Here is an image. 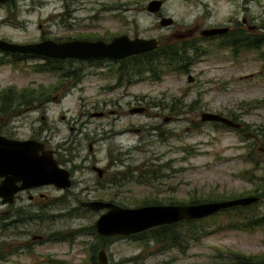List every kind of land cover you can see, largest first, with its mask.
Masks as SVG:
<instances>
[{
	"label": "rangeland",
	"instance_id": "374dc122",
	"mask_svg": "<svg viewBox=\"0 0 264 264\" xmlns=\"http://www.w3.org/2000/svg\"><path fill=\"white\" fill-rule=\"evenodd\" d=\"M147 1L93 0L74 13L87 18L89 24L74 29L48 21L49 15L62 10L56 0L0 6V38L11 42L38 41L42 30L44 38L54 41L77 31L107 30L146 38L160 35L165 43H178L181 40L174 33L190 22L198 25L191 37L205 50L187 71L169 70L157 81L147 78L121 85L112 73L119 62L107 61L101 66L62 62L60 71H37L33 65L42 59L12 63L0 51V92L16 91L9 109L32 110L26 125L17 128V136L47 141L56 150L58 164L71 176L68 189L52 186L42 190L49 196L48 206L33 212L40 216L33 215V223L0 235V241L10 245L8 249L16 247L0 264H87L92 244L97 250L105 249L109 264H133L129 258L140 255L144 264H234L227 250L264 257V224L251 231L216 229L168 247L149 235L140 240L131 235L101 240L93 229L102 211L79 206V202L93 199L136 207L153 199L160 204H181L191 199L253 195L249 193L264 175V43L259 49L235 55L230 48H218L198 38L202 28L228 21L237 9L232 1L212 3L209 17H197L198 11H205L200 5L169 0L163 11L176 23L161 29L145 10ZM103 6L107 9L100 10ZM92 7L98 10L93 12ZM251 7L264 16V0ZM257 23L264 24V17ZM63 71L69 74L63 77ZM188 74L193 76L192 82L187 81ZM41 86L43 93L34 96L42 100L28 105L15 100L22 89L39 90ZM95 106L99 108L90 109ZM100 107L106 112L103 117L81 114ZM135 107L144 110L130 113ZM205 111L235 117L242 132L201 121ZM93 164L104 170L102 177L91 169ZM139 174L147 180L139 183ZM258 210L263 215L264 198ZM221 222L226 219L222 217ZM24 230L26 233H19ZM35 235L44 239L32 238Z\"/></svg>",
	"mask_w": 264,
	"mask_h": 264
},
{
	"label": "water",
	"instance_id": "95a60500",
	"mask_svg": "<svg viewBox=\"0 0 264 264\" xmlns=\"http://www.w3.org/2000/svg\"><path fill=\"white\" fill-rule=\"evenodd\" d=\"M6 0H0L3 2ZM160 1L152 0L147 9L157 11ZM171 22L170 18L160 21L162 25ZM226 28L212 27L201 30V35L223 33ZM158 46L156 38H129L120 35L109 42L101 39L96 41L71 40L55 42L45 39L39 42L15 43L0 39V49L8 52L33 54L52 58H91L106 57L118 60L127 56L140 54ZM187 81L192 82L193 76L187 75ZM143 107H135L130 113H140ZM101 112L91 116H101ZM203 122H218L226 127L238 129L241 124L224 115L213 112H202ZM98 177L103 176V169L93 166ZM0 176L4 179L0 184L1 195H10L17 189L26 187L53 185L58 189H68L71 186L69 171L58 165L51 149L35 139L16 140L0 135ZM20 181L19 186L16 182ZM259 201L258 195H247L223 200H211L196 203L178 204H148L136 207H125L111 201L85 200L79 204L94 211H102L94 222V229L99 236H128L140 233L150 228L175 223L186 219H200L232 206H247ZM264 219V213H263ZM100 264H109L105 251L97 252ZM258 264H264V260Z\"/></svg>",
	"mask_w": 264,
	"mask_h": 264
},
{
	"label": "flooded vegetation",
	"instance_id": "af4514ba",
	"mask_svg": "<svg viewBox=\"0 0 264 264\" xmlns=\"http://www.w3.org/2000/svg\"><path fill=\"white\" fill-rule=\"evenodd\" d=\"M24 1V0H6L3 2H0V6H13L16 7V5L19 4V2ZM47 1H52V0H28V2L32 4H40L42 2H47ZM55 1V0H54ZM60 2V6L62 8L61 11L53 12L51 15L48 16V21L50 22H56L61 24L63 27H67L68 29H74L77 26H86L89 23L87 22V18H83L80 16H76L74 13L78 10H81L85 8L87 4H90L93 0H56ZM152 0H148L145 4V10L152 16H154L155 20V26L158 29L164 28V27H171L174 26L176 23L175 20L167 15L163 11V7L165 3L169 0H158L160 1V6L157 11H150L147 9L148 3ZM190 2L192 6H201L204 8L205 11L203 13L197 12V17L200 14L205 15L206 17L210 16V10L208 6L212 3L218 2L219 0H186ZM234 2L236 4L237 9L236 12L232 13L230 17L228 18V21L225 24H219V25H209L206 26L203 29L207 28H212V27H222L226 28V31L223 33H218V34H213V35H207L203 36L201 35V30H199V39L200 40H207L210 41V43L214 46L217 45L218 48V42H220V46L222 48H230L235 55H238L241 51H250L253 49H259L261 45L264 43V24H259L257 23L258 20H263V13H257L254 11V9L251 7V4H255L257 2L262 3V0H229ZM102 5V4H101ZM107 7H102L100 10H105ZM93 12H96L98 9L95 7H92ZM96 14H93L91 17L94 18ZM195 17V19L197 18ZM164 18H170L171 22L167 25H162L160 21ZM185 27L184 29H181L183 31L174 33L179 39L181 40L178 42V44L183 43L186 46V55H189L192 51V47H198L197 45V40L195 38H192L191 35L194 31L197 30L198 25L196 24L195 26H192L190 22H185L184 23ZM188 25V27H187ZM39 27H41V24H39ZM41 38L38 41H33V42H39L42 40H45L47 38H44L45 31L42 30L41 32ZM120 35H127L129 38H146V37H140L138 35L134 34H128L126 32H115L112 33L107 30H103L102 32L98 33L96 31L94 32H75L74 34H64V38H61L60 40H55V42H64V41H71V40H86V41H96L98 39L103 40L104 42H109L112 38ZM160 35L158 36H152V37H147V38H156L158 40V48L162 44H172L175 45V42H163L159 38ZM2 39V38H0ZM4 40V39H2ZM8 41V40H5ZM54 41V40H53ZM217 41V42H216ZM227 41L226 47H224L223 44H225ZM11 42V41H8ZM216 42V43H214ZM258 43V46L255 47H245L251 43ZM16 43V42H15ZM29 43V42H26ZM223 45V46H222ZM243 46V47H242ZM156 48L152 49L155 50ZM200 48V47H199ZM3 53H7L11 56V53H17V52H8L1 50ZM151 51V50H148ZM146 51V52H148ZM205 52V50H203ZM144 53V52H143ZM24 54V53H22ZM30 55V54H28ZM33 55V54H31ZM38 56V55H35ZM132 56V55H131ZM44 56H39L38 58H43ZM128 57V56H127ZM52 58V57H49ZM126 58V57H124ZM57 60H61L62 62H72V61H77V62H87L89 64H97V65H103L107 61H115V62H120L121 59L114 60L111 58H106V57H91V58H74V57H66V58H53ZM97 60V62H96ZM192 63V62H191ZM189 63V64H191ZM13 100L9 103V105H12ZM99 107L95 106L90 109H98ZM103 107H100V109ZM90 109H85L82 111L81 114H87L91 116L93 113H99L101 112V116L97 117H103L105 116L106 112L104 110H99V111H93V112H88ZM29 111H32L31 109H1L0 107V135L10 138V139H16V140H26V139H34L33 137H20L17 136V128L22 127L26 125L27 122V117L29 114ZM108 113H113L112 111H109ZM92 117V116H91ZM240 128V127H239ZM11 130V131H10ZM37 141H40L44 143V147L51 149L53 152V156L55 157L56 150L55 148H51V146L48 144L47 141H44L42 139H35ZM92 145L89 142L88 143V150L91 151ZM57 161V159H56ZM58 163V161H57ZM59 165V164H58ZM92 165L91 169L93 170ZM96 172L95 170H93ZM104 172V170H103ZM70 173V172H69ZM97 175V173H96ZM71 177V176H70ZM98 177V176H97ZM100 178V177H98ZM4 179L3 176H0V184L1 181ZM21 184L20 181L16 182V185L19 186ZM53 185H40V186H33V187H26L22 189H17L15 192L12 194L8 195H1L0 193V235H3L4 233H8L7 231L15 230L18 228V226H23L26 227L28 224L33 223V212L34 211H43L47 208L49 202V196L47 193L43 192L42 190L45 189L46 187H52ZM55 187V186H53ZM56 188V187H55ZM61 190V189H58ZM64 190V189H62ZM1 192V191H0ZM105 201V200H104ZM80 203V202H79ZM80 206V204H79ZM82 207V206H80ZM87 210H90L86 207H82ZM34 217L39 218L37 214L34 215ZM41 219V218H40ZM95 231V229H94ZM26 233V230L24 231H19V233ZM96 232V231H95ZM97 234V233H96ZM98 235V234H97ZM99 236V235H98ZM101 240L103 236H99ZM32 238L34 239H39L43 240L44 237L41 235H35ZM110 237H106L105 240H109ZM7 247V249L10 247L8 243L6 244L5 240L0 241V260H4L8 257L10 253H14L16 250V247H12L8 249L7 251H4L3 249ZM104 248H99L97 250V246L92 244L89 246V253L87 254V259L86 262L87 264H100L97 260V252ZM106 254V252H105ZM107 256V255H106ZM109 263V262H108Z\"/></svg>",
	"mask_w": 264,
	"mask_h": 264
},
{
	"label": "trees",
	"instance_id": "16d2710c",
	"mask_svg": "<svg viewBox=\"0 0 264 264\" xmlns=\"http://www.w3.org/2000/svg\"><path fill=\"white\" fill-rule=\"evenodd\" d=\"M218 45L220 48H222L220 46V42H218ZM223 45L224 47H226L227 41ZM255 46H258L257 42L244 46V48ZM186 50V46L183 43H176L175 45L162 44L155 50L135 54L121 59L119 62L120 65L114 68L112 73L116 76L117 85H121L122 83L137 82L147 78L157 81L163 76L164 73L168 72L169 70L178 72L187 71V66L189 65V63L193 62L196 57L204 53V51L201 50L199 46L192 47V54L189 55H186ZM233 54L235 53L233 52ZM35 57L39 56L22 53H11V56L9 55L7 61L17 63L21 59H31ZM40 59L42 60H39V62L33 65L34 69H36L37 71H60L61 68H59V65L61 63V60L49 57H43ZM67 74L69 73L63 71V77ZM43 91L44 88L42 86L39 90H35L34 88H24L20 92H18L22 95H17V97H15V100H18L17 103H21L22 105H28L29 103L34 102L36 100H42L41 98H38L34 95H39L43 93ZM15 92L16 91L12 88H8L0 92L1 109H7L10 107L9 103L13 100L12 96L15 94ZM24 94H27L29 97L24 96ZM230 118L234 121L237 120L235 117ZM213 123L221 127H226L225 125L218 122ZM238 131L242 132V129L239 128ZM136 180L140 183L142 181H146L147 177L143 174H139L136 176ZM249 194L258 195L259 201L247 206H232L200 219H186L171 224L156 226L140 233L133 234L131 235V237L140 240L142 238L141 236L149 235L150 238L161 241L165 245H168V247H170L173 245L178 246L181 243L182 239H196L198 237H201L202 235H209L216 229L222 230L226 228H231L251 231L259 225L264 224L263 215L260 214L258 210L260 199L264 198V175L261 178L260 184ZM233 197L234 196H231V198ZM228 198L229 197H221L219 199L223 200ZM206 200L212 199H191L189 203L203 202ZM108 201L114 202V200L112 199H109ZM160 203L161 202L158 199H153L150 201L143 202L142 205ZM175 203L176 202L170 201L167 204ZM119 205L124 206V204L122 203ZM222 217L226 219L225 223L221 222ZM206 228L212 229L206 230ZM102 239L105 240L106 237H102ZM226 253L232 259V261H234V264H258L261 259H264V257L256 258L254 256H246L238 252H233L231 250H227ZM142 258L143 257L141 255L134 256L132 258H129L128 261L132 262L133 264H144Z\"/></svg>",
	"mask_w": 264,
	"mask_h": 264
}]
</instances>
